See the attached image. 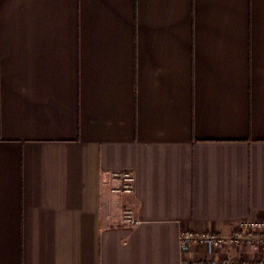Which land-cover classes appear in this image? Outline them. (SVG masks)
Returning a JSON list of instances; mask_svg holds the SVG:
<instances>
[{"label":"crops","instance_id":"0c3cea01","mask_svg":"<svg viewBox=\"0 0 264 264\" xmlns=\"http://www.w3.org/2000/svg\"><path fill=\"white\" fill-rule=\"evenodd\" d=\"M248 218L264 0H0V264H180Z\"/></svg>","mask_w":264,"mask_h":264},{"label":"built area","instance_id":"2783aa9c","mask_svg":"<svg viewBox=\"0 0 264 264\" xmlns=\"http://www.w3.org/2000/svg\"><path fill=\"white\" fill-rule=\"evenodd\" d=\"M111 180L113 194L134 193L136 177L132 172H113ZM121 221L129 227L140 223L130 207L122 209ZM179 245L183 253L192 247L206 252V256L197 259L182 258L180 264H264V219L239 220L229 234L181 230Z\"/></svg>","mask_w":264,"mask_h":264}]
</instances>
